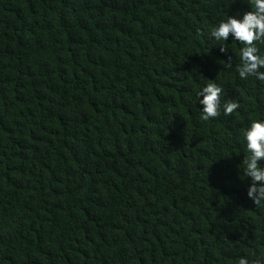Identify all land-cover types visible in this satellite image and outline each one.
<instances>
[{
	"label": "trees",
	"instance_id": "trees-1",
	"mask_svg": "<svg viewBox=\"0 0 264 264\" xmlns=\"http://www.w3.org/2000/svg\"><path fill=\"white\" fill-rule=\"evenodd\" d=\"M245 3L0 0V264L264 255L241 142L264 83L209 36ZM209 80L240 104L231 116L199 118Z\"/></svg>",
	"mask_w": 264,
	"mask_h": 264
},
{
	"label": "clouds",
	"instance_id": "clouds-1",
	"mask_svg": "<svg viewBox=\"0 0 264 264\" xmlns=\"http://www.w3.org/2000/svg\"><path fill=\"white\" fill-rule=\"evenodd\" d=\"M245 5L247 10L236 11L216 23L209 36L216 42L224 43H228L231 37L232 43L240 46L239 64L235 68L239 78L247 80L254 77L264 83V54L259 47L264 45V0H247ZM219 51L225 55L229 53L224 47H220ZM232 61V56H228L226 67L232 68ZM222 92V87L212 80L197 92L201 120L216 118L221 111L225 116H231L239 109L240 104L236 100H226L222 104ZM241 142L247 153L242 160L243 175L248 181L246 197L255 207L264 209V119L251 120L241 132ZM238 264H264V255L251 261L241 257Z\"/></svg>",
	"mask_w": 264,
	"mask_h": 264
}]
</instances>
